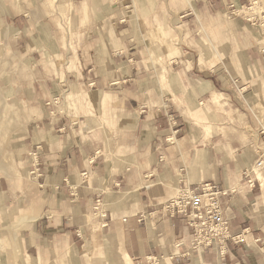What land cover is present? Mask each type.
<instances>
[{"label": "crops", "instance_id": "crops-1", "mask_svg": "<svg viewBox=\"0 0 264 264\" xmlns=\"http://www.w3.org/2000/svg\"><path fill=\"white\" fill-rule=\"evenodd\" d=\"M230 1L231 12L251 20L241 0ZM16 2L0 0V41L7 40L12 50L2 63L0 84L10 103L22 110L10 151L18 157L16 162H23L36 189L20 198V178L15 174L19 162L16 167L0 162V217L26 220L16 228L0 226V264H42L55 251L69 254L74 264L127 260L128 264H264V173L248 172L258 149L245 142L246 121L227 114L223 118L221 112L231 111L233 105L241 108L235 97L238 72L220 67L192 71L189 65L172 64L168 84L162 86L150 78L153 72L144 64L147 40L142 30L129 32L122 25L124 19L112 20L109 26L101 21L82 44L81 67L70 72L66 87L82 90L92 80L88 92L102 94L80 95L84 104L95 100L103 105L110 99L121 109L117 119L127 134L116 143L106 139L105 129L86 130L94 118L86 119L69 107L66 112L56 111L57 97L50 98L49 93L55 95L58 87L50 86L47 77L33 79L29 87L7 74L14 67L9 66L11 58L20 52L19 65L27 56L41 74L42 61L37 58L42 57L41 49L32 43L24 51L18 48V41L39 17L18 12ZM237 2L243 4L239 10ZM81 9L87 12L84 1ZM197 19L204 29L203 19ZM209 45L218 56L217 47ZM244 48L237 70L252 65L264 72V36L246 34ZM156 66L162 74L165 65L156 61ZM63 81L62 75L59 82ZM26 87L28 92L20 95ZM254 99L250 95L244 101ZM8 114L12 117L9 109ZM218 120L230 123L232 129L216 132ZM210 125L215 128L206 133L204 126ZM179 139H185L183 146L174 151ZM203 182L221 188L238 185L225 201L233 217L231 230L244 231L245 239L228 240L223 255L215 245L192 248V228L179 215L169 217L161 206L177 186L195 188ZM28 202L33 217L26 212ZM93 207L100 216L94 215Z\"/></svg>", "mask_w": 264, "mask_h": 264}, {"label": "rangeland", "instance_id": "rangeland-1", "mask_svg": "<svg viewBox=\"0 0 264 264\" xmlns=\"http://www.w3.org/2000/svg\"><path fill=\"white\" fill-rule=\"evenodd\" d=\"M16 1V4L20 5L16 9L18 12L25 13L28 16L37 14L39 17L34 24H30L27 36L18 41V48L24 51L32 43L35 48L41 49L42 57L37 55V58L42 61L39 66L41 74L36 71L38 68L33 60L28 59L27 56L26 59L23 58V64L20 63L21 65H19L21 52L20 54L16 53V56L11 58L9 66L13 65L14 67L12 69L10 67L7 74L18 77L26 82L29 87L32 86L30 83L33 79L40 76L47 77L50 80V86L53 84L58 87L55 95L49 93L50 98L57 97V103H54L56 111L66 112L67 107H69L73 111L76 110L84 114L86 119L94 118L95 120L89 123L86 130L91 131L94 126L99 128L101 132L105 129L108 131V138L106 139H111L116 143L122 141V134H127L126 130L120 127L117 119V114L121 113V109L115 103H111L110 99L109 103L103 105L95 100L91 102V105L84 104L80 95L84 93L94 96L102 94V92L97 94L88 92L91 89L90 87L94 85V81L89 80V78L90 82L88 81L89 83L86 86L88 89L82 88V90H79L76 88V90H71V88L66 87L71 78L70 72L75 69L79 70L81 67L82 44L89 39L88 34L91 35V31L98 27L101 21L109 26L112 20L124 19L125 22L122 25L129 28V32L137 33L139 29L142 30L147 40L146 53L143 54L144 64L150 69V73L153 72L150 78H156L162 86L168 84L172 64L176 67L189 65L192 71L195 69L213 70L218 67L225 70H229V68L230 70H236L240 79L237 82L239 93L235 97L238 98L241 108H236L238 106L233 105L231 111L226 110V113H224L222 110L221 112L224 114L223 118L227 114L233 118L242 117L246 121L249 128L245 142H248V144L252 142V145L258 149L257 157L249 167L248 172L254 175L264 173L263 167L260 169L256 167L257 161L264 159V72L252 65L241 66L242 71L237 70L239 65L243 63L246 34L255 37L257 35L264 36V0H241L245 4L243 10L246 13L244 14L251 20L245 18L241 20V17L238 16L240 13L231 12L233 8L228 7L231 3L230 0H228V4L223 0V5L217 4L214 0ZM83 1L87 5L86 13H83L81 9ZM195 1H198L196 5ZM189 3L193 4L192 8L189 7ZM237 5V10H239L242 5L239 2H237ZM246 7L251 8L246 9ZM198 16L203 19L204 29L200 28ZM256 16L258 20L253 19ZM41 17H46V19L43 20ZM107 17H110L109 20ZM6 42L7 40L0 41V69L4 68L2 63H5L6 57L12 52V50L9 51ZM210 43L217 47L218 56L213 52ZM172 49H174V52H171ZM16 60H18L17 63ZM156 61L162 67L165 65L162 74H159ZM62 75L64 81L59 82ZM1 77L2 73L0 74ZM22 85L25 86L23 82ZM38 89L36 90L38 91ZM26 92H28V87L21 89L19 94L22 95ZM250 95L255 99L252 103L251 101L245 103L244 99L250 97ZM7 97L8 94L4 92V88L0 84V162L7 166L16 167L19 162H16L18 157H15L13 152L10 151V146H14V135L18 134L21 122L19 112L22 110L17 106L15 108ZM23 105L26 110H31L26 106L27 104ZM44 107L46 106L44 105ZM7 108L12 117L8 114ZM240 111L243 113H240ZM256 116L258 117L256 118ZM97 118L99 121L96 120ZM218 121L220 123L217 124V128H215V125H210L209 128L204 126L206 133L210 131V128H215V131L219 133H225L232 129L230 123L224 120ZM102 140H105L104 136ZM184 141L185 139H179L180 144L174 151H178L183 146ZM168 143L170 146V142ZM17 167L15 168V174L20 178L19 194L22 198L28 195L26 192L34 191L36 185L32 184V181L28 178V172L23 162H19ZM179 189L180 187L177 186L172 196H175ZM221 189L228 191V195L223 200V204L228 206L225 199L236 193L238 185ZM20 198H16L18 202ZM30 204L28 202L27 207L29 208H26V212L33 217ZM161 206L163 207V204ZM88 221L91 223L89 219ZM25 222L26 220L22 216L13 217L7 221H3L0 217V226L2 227L11 226L16 228ZM92 227H94V224ZM60 254L58 255L55 251L42 264H74V260L71 256L69 257V254L63 252ZM84 260L88 261V257H84ZM128 263L129 260L125 264Z\"/></svg>", "mask_w": 264, "mask_h": 264}, {"label": "built area", "instance_id": "built-area-1", "mask_svg": "<svg viewBox=\"0 0 264 264\" xmlns=\"http://www.w3.org/2000/svg\"><path fill=\"white\" fill-rule=\"evenodd\" d=\"M233 5H230L232 7ZM264 166V159L256 163L258 169ZM244 175L247 176L246 171ZM249 184L252 178H248ZM228 191L219 188L211 182H204L190 188L181 186L177 194L163 203L162 209L169 217L181 216L186 224L192 228L191 247L204 250L215 245L219 253H225L228 240L241 242L245 239V232H233L228 213V207L223 204ZM99 206V202L95 208Z\"/></svg>", "mask_w": 264, "mask_h": 264}, {"label": "bare ground", "instance_id": "bare-ground-1", "mask_svg": "<svg viewBox=\"0 0 264 264\" xmlns=\"http://www.w3.org/2000/svg\"><path fill=\"white\" fill-rule=\"evenodd\" d=\"M191 3H189V7H191ZM193 7V6H192ZM251 7H247V9H250ZM95 210V208L93 207V211ZM94 214L97 215V216H100L101 215V212H96L94 211ZM128 261V260H127Z\"/></svg>", "mask_w": 264, "mask_h": 264}]
</instances>
